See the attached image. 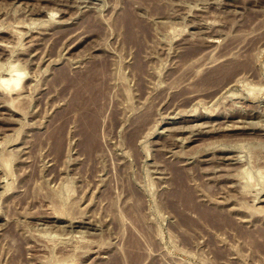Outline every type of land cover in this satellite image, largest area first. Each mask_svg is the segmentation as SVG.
<instances>
[{
  "label": "rangeland",
  "instance_id": "374dc122",
  "mask_svg": "<svg viewBox=\"0 0 264 264\" xmlns=\"http://www.w3.org/2000/svg\"><path fill=\"white\" fill-rule=\"evenodd\" d=\"M0 62L27 72L0 90V264H264V0H0ZM103 66L86 150L70 78Z\"/></svg>",
  "mask_w": 264,
  "mask_h": 264
},
{
  "label": "bare ground",
  "instance_id": "6f19581e",
  "mask_svg": "<svg viewBox=\"0 0 264 264\" xmlns=\"http://www.w3.org/2000/svg\"><path fill=\"white\" fill-rule=\"evenodd\" d=\"M120 23H121V27L124 29L123 34H124L125 40L129 43H134V44L140 46L141 41H140L139 35H146L147 31H146L145 26L134 16V14L132 13V11L130 9H128L123 14V16L121 17ZM199 47L200 46L196 45V44L190 45L186 51V56L192 57L198 51ZM2 66H4V65H2ZM2 66L0 65L1 69L3 68ZM11 66L13 68V65H11ZM243 67H244L243 63H240V62H233L232 64H230V66H226V67L219 66L215 70H213L211 72V74H209L205 79H203L202 83L213 84V85L218 84L219 86L227 84L229 82V79L234 76L233 73L238 69L240 70V68L242 69ZM18 68L21 69L20 67H18ZM18 68H15V71H13V69L11 70V68H10L7 72V73L10 72L9 78L3 77L2 79L9 80L10 82L15 80V79H18V77L15 75V73L22 71V70L20 71ZM105 68L106 67H104V66L98 67V68L91 67V68H88L83 73H80V75L74 76V78H70V79H72V82L70 84H74V85L76 83L79 84V85H75L77 88H75L73 105L76 104L75 101H80L81 104H84V109L86 110V112H85L86 115L82 117V119L85 123V125H84L85 131H84L83 137H84V143H85L86 150H91L93 147L96 146V136H97L98 122H99L98 121L99 111L97 109L91 110V107L96 105V103L99 101V99L103 95V92H104L103 73L105 71ZM62 76L66 79L69 77V75L66 72H64L62 74ZM77 80L79 82H77ZM80 81H83V82L80 83ZM14 89H17V87L15 86V84L10 83L7 89H2V90L7 91L9 94V92H14ZM12 101H14V100L12 99ZM59 139L61 140V137H59ZM230 159H231V157H230ZM170 172L173 173V179H172L173 186H172V190L170 191L171 193H170L168 198L170 200H173L178 195L177 199H178V203H179L178 205L179 206L177 208V211H178L177 215L180 218L181 214H182V213H180V208H182V207L184 208L185 206L186 207L195 206V204H193L192 201H191L192 203L187 204V201L184 198L185 195L189 196V194H190V192L185 187L186 180H184L180 175H178L177 174L178 172L175 171V169H170ZM184 200H185V202H184ZM195 207H194V209H195ZM183 212H185V211H183ZM208 212L209 211H204L202 209L199 210V212H198L199 220L202 219V220L209 222V223H210V221L213 222L215 218L213 215L210 214L211 212L210 213H208ZM183 223L185 225L190 226V227L193 226L192 225L193 222H191V219L189 220V219L184 218ZM135 240L136 239L133 237L132 241H131L132 247L129 250V257L132 258L133 263L138 262L140 260V257H141L140 253H139V242H138V240H136V241Z\"/></svg>",
  "mask_w": 264,
  "mask_h": 264
},
{
  "label": "clouds",
  "instance_id": "9594fccd",
  "mask_svg": "<svg viewBox=\"0 0 264 264\" xmlns=\"http://www.w3.org/2000/svg\"><path fill=\"white\" fill-rule=\"evenodd\" d=\"M19 67L18 65L13 66V71H15V68ZM15 75L18 77V79H15L13 81H9L6 79H0V90L2 89H7L9 84H15L17 88L22 86V81L27 77V72L26 71H21V72H16Z\"/></svg>",
  "mask_w": 264,
  "mask_h": 264
}]
</instances>
